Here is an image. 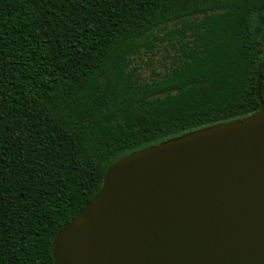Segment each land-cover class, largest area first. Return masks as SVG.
<instances>
[{
    "label": "trees",
    "instance_id": "obj_1",
    "mask_svg": "<svg viewBox=\"0 0 264 264\" xmlns=\"http://www.w3.org/2000/svg\"><path fill=\"white\" fill-rule=\"evenodd\" d=\"M263 62L264 0H0V264H57L116 159L255 112Z\"/></svg>",
    "mask_w": 264,
    "mask_h": 264
},
{
    "label": "water",
    "instance_id": "obj_2",
    "mask_svg": "<svg viewBox=\"0 0 264 264\" xmlns=\"http://www.w3.org/2000/svg\"><path fill=\"white\" fill-rule=\"evenodd\" d=\"M116 159L52 240L57 264H264V102Z\"/></svg>",
    "mask_w": 264,
    "mask_h": 264
},
{
    "label": "rangeland",
    "instance_id": "obj_3",
    "mask_svg": "<svg viewBox=\"0 0 264 264\" xmlns=\"http://www.w3.org/2000/svg\"><path fill=\"white\" fill-rule=\"evenodd\" d=\"M147 60H148V57L146 55H142L140 58L137 59V61L142 65V71H143L144 75H146L148 73V68L146 66Z\"/></svg>",
    "mask_w": 264,
    "mask_h": 264
}]
</instances>
